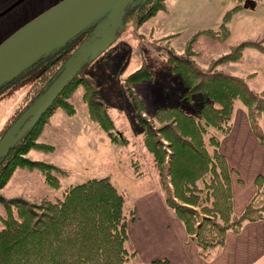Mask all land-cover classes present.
Instances as JSON below:
<instances>
[{"label": "trees", "instance_id": "16d2710c", "mask_svg": "<svg viewBox=\"0 0 264 264\" xmlns=\"http://www.w3.org/2000/svg\"><path fill=\"white\" fill-rule=\"evenodd\" d=\"M235 1L236 4L223 13L216 30L203 31L218 39L226 38L231 15L258 0ZM139 2L135 1L134 6ZM163 6V0H143L139 22ZM248 46L264 51L260 40H244L212 59L206 68L198 67L191 57L192 48H187L184 55L168 49L170 69L179 74L187 87L186 94L200 92V103L193 113L177 105L158 106L153 119L148 118L132 85L139 79L151 77L150 68L142 66L124 80L142 128V146L149 155L154 177L162 189L168 188V184L173 187L164 194V201L180 219L185 231L192 234L202 256L222 245L229 230L239 231L245 221L264 218V177L261 174L255 177L256 191L243 210L235 213L231 168L219 149L220 138L231 128L236 101L244 106L251 128L264 146V130L258 123V118L264 114V88L253 90L245 77L219 68V64L236 61ZM46 57H39L16 77L31 76L35 71L33 65ZM45 73L44 70L37 76L43 81L40 89L5 124L0 134L50 83L54 75L47 74L48 70ZM77 82L83 85L82 97L91 117L103 125L112 140H118L106 105L98 98V88L88 78L75 75L38 121L0 157V188L16 167L37 169L49 186H59L57 172H63L61 168L26 154L31 149H53V144L37 140L42 123L55 107H61L67 114L74 113L75 107L68 97ZM141 163L136 158L131 161L137 175L144 172ZM61 193L55 198L44 197L39 203L22 196L5 198L0 194L5 209V214L0 215V264H170L167 258H154L145 263L135 261L134 251L126 246L127 226L135 216V209L126 208L125 194L108 175L90 177L64 188Z\"/></svg>", "mask_w": 264, "mask_h": 264}, {"label": "rangeland", "instance_id": "374dc122", "mask_svg": "<svg viewBox=\"0 0 264 264\" xmlns=\"http://www.w3.org/2000/svg\"><path fill=\"white\" fill-rule=\"evenodd\" d=\"M13 1L0 0V11ZM57 1L22 0L3 13L0 16V42ZM258 1L254 2V8L231 15L227 21L230 30L224 39L203 30H216L223 13L236 4L235 0H163L164 6L141 22L143 1L137 3L133 6L136 8L133 14L125 13V21L112 41L96 56L83 62L76 73V76L91 80L98 88V98L106 105L118 140H112L103 125L91 117L89 106L82 97L83 85L77 82L68 97L75 107L74 113L67 114L61 107H55L42 123L37 140L53 144V149H31L26 154L61 168L63 172H57L59 186H49L37 169L16 167L0 188V194L5 198L22 196L39 203L44 197L62 195V190L70 185L90 177L108 175L125 194L127 209L133 207L136 197L141 210L145 211L147 206L137 194L152 186L156 178L149 155L142 146V128L127 93L125 77L142 66L150 68L151 77L139 79L132 85L144 104L146 117L153 119L158 106L177 105L186 112H195L200 103V92L186 94L187 87L179 74L170 69L168 49L184 55L187 48H192L194 54L191 57L199 68H206L212 59L229 52L233 45L254 40L248 30L252 26H264V12L260 14L262 5ZM259 40L264 43V37L254 41ZM48 59L45 65H35L31 76L16 77L0 89V133L40 89L43 81L37 76L44 70L53 75L57 72L61 62L52 65L50 63L56 57ZM219 68L245 77L253 90L264 88V51L257 47H245L236 61L219 64ZM258 123L263 127L259 118ZM132 158L142 162L143 175L135 174ZM161 190L164 195L173 187L168 184V188ZM4 214V204L0 201V215Z\"/></svg>", "mask_w": 264, "mask_h": 264}, {"label": "crops", "instance_id": "0c3cea01", "mask_svg": "<svg viewBox=\"0 0 264 264\" xmlns=\"http://www.w3.org/2000/svg\"><path fill=\"white\" fill-rule=\"evenodd\" d=\"M258 2L262 14L264 0ZM255 4L238 12L252 9ZM248 33L251 39L262 38L264 26H252ZM259 120L264 130V114ZM219 149L231 168L233 210L240 213L256 191L255 177L258 174L264 177V146L254 134L241 102H235L231 128L220 138ZM151 185L137 194L147 209L142 211L135 197L132 203L135 216L127 226L126 245L134 251L137 262L167 258L170 264H264V218L245 221L239 231L229 230L222 245L202 256L192 234L185 231L180 219L165 203L157 180Z\"/></svg>", "mask_w": 264, "mask_h": 264}, {"label": "water", "instance_id": "95a60500", "mask_svg": "<svg viewBox=\"0 0 264 264\" xmlns=\"http://www.w3.org/2000/svg\"><path fill=\"white\" fill-rule=\"evenodd\" d=\"M22 0H15L0 15ZM137 0H58L0 42V86L12 81L41 56H51L92 23L106 17L98 35L66 58L35 101L0 135V157L17 143L47 110L87 59L96 56L114 38L124 22L127 6ZM143 1V0H140ZM139 2V0H138Z\"/></svg>", "mask_w": 264, "mask_h": 264}, {"label": "flooded vegetation", "instance_id": "af4514ba", "mask_svg": "<svg viewBox=\"0 0 264 264\" xmlns=\"http://www.w3.org/2000/svg\"><path fill=\"white\" fill-rule=\"evenodd\" d=\"M130 7L128 8V10H126L125 13H128L129 15L133 14L135 9L134 8V4H130ZM134 6V7H133ZM1 12V11H0ZM7 12V11H6ZM2 15V14H1ZM0 15V16H1ZM107 14H105L103 16V18L101 20H97L94 23H92L89 27H87L85 30H83L82 32L78 33L77 35L73 36L72 38H70L67 43L66 46L57 51L55 54L48 56V58H53L56 57L57 62H62L64 61L66 58L70 57L71 55H73L77 48L83 44L84 42H88L90 41L92 38H94L95 36L98 35L99 29L98 26H100L101 22L104 20V18L106 17ZM126 15V14H125ZM125 15H124V19H125ZM123 19V20H124ZM125 21V20H124ZM47 57L44 59H41L40 61H37L35 65H40V64H44L45 62H47L49 59ZM33 65V66H35Z\"/></svg>", "mask_w": 264, "mask_h": 264}]
</instances>
